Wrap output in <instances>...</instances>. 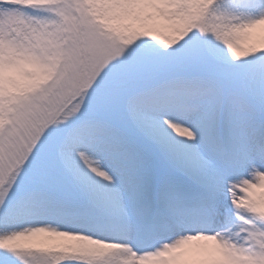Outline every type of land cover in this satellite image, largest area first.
Returning a JSON list of instances; mask_svg holds the SVG:
<instances>
[{"label":"snow or ice","instance_id":"1","mask_svg":"<svg viewBox=\"0 0 264 264\" xmlns=\"http://www.w3.org/2000/svg\"><path fill=\"white\" fill-rule=\"evenodd\" d=\"M0 264H264V0H0Z\"/></svg>","mask_w":264,"mask_h":264}]
</instances>
